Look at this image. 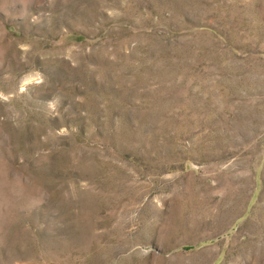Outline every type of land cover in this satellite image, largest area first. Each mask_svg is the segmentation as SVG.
Listing matches in <instances>:
<instances>
[{"label": "rangeland", "instance_id": "obj_1", "mask_svg": "<svg viewBox=\"0 0 264 264\" xmlns=\"http://www.w3.org/2000/svg\"><path fill=\"white\" fill-rule=\"evenodd\" d=\"M0 264H264V0H0Z\"/></svg>", "mask_w": 264, "mask_h": 264}]
</instances>
